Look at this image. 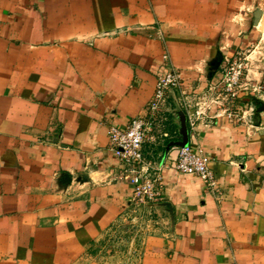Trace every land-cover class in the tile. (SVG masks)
<instances>
[{"label": "crops", "instance_id": "obj_1", "mask_svg": "<svg viewBox=\"0 0 264 264\" xmlns=\"http://www.w3.org/2000/svg\"><path fill=\"white\" fill-rule=\"evenodd\" d=\"M263 3L0 0V264H264V64L248 75L250 123L194 133L169 96L168 136L145 146L164 177L158 206H135L108 135L143 114L165 53L187 92L218 83L223 40L248 50ZM184 144L211 158L220 199L176 171Z\"/></svg>", "mask_w": 264, "mask_h": 264}, {"label": "built area", "instance_id": "obj_2", "mask_svg": "<svg viewBox=\"0 0 264 264\" xmlns=\"http://www.w3.org/2000/svg\"><path fill=\"white\" fill-rule=\"evenodd\" d=\"M222 66L218 83L209 82L205 90L198 86L185 90L183 73L174 66L171 56H163L162 72L158 77L155 94L142 115L133 118L121 130L109 128V139L120 162L118 179L133 186L135 206H158L165 201V185L162 169L152 165L145 153L148 143H157L164 134L166 114L170 112L169 96L177 92L181 106L187 111L194 133L200 126L211 127L215 122L228 117L250 123L258 114L259 99L254 97L260 88L249 79L248 58L242 51L232 52L230 44L221 46ZM243 93H249V105L236 110L235 105ZM211 158L197 153L190 145L180 147L175 169L181 175L197 176L214 195L220 199L222 190L216 173L210 168Z\"/></svg>", "mask_w": 264, "mask_h": 264}, {"label": "rangeland", "instance_id": "obj_3", "mask_svg": "<svg viewBox=\"0 0 264 264\" xmlns=\"http://www.w3.org/2000/svg\"><path fill=\"white\" fill-rule=\"evenodd\" d=\"M250 15L252 16L251 27L260 34L259 39L253 41V43L245 51L246 57L248 58V70L252 69L254 65L264 64V3L261 7L251 8ZM227 44V40H223ZM231 46V45H230ZM232 49V46H231ZM222 52V51H221ZM223 60V54H222ZM250 73V72H249ZM145 229H143L144 231Z\"/></svg>", "mask_w": 264, "mask_h": 264}, {"label": "water", "instance_id": "obj_4", "mask_svg": "<svg viewBox=\"0 0 264 264\" xmlns=\"http://www.w3.org/2000/svg\"><path fill=\"white\" fill-rule=\"evenodd\" d=\"M185 145H187V144H184L183 146H185Z\"/></svg>", "mask_w": 264, "mask_h": 264}]
</instances>
